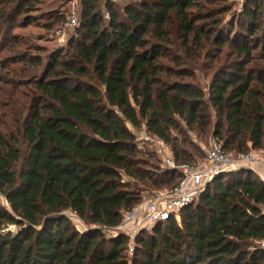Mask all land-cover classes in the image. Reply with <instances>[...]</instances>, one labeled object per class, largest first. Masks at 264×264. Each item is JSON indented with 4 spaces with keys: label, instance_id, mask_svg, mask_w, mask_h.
Returning <instances> with one entry per match:
<instances>
[{
    "label": "trees",
    "instance_id": "obj_1",
    "mask_svg": "<svg viewBox=\"0 0 264 264\" xmlns=\"http://www.w3.org/2000/svg\"><path fill=\"white\" fill-rule=\"evenodd\" d=\"M227 1L80 0L67 52L47 60L20 119L0 131V264H264V183L250 170L217 176L179 223L140 234L130 259L128 238L112 235L140 184L180 180L147 170L132 130L144 127L177 164L204 159L184 148L182 125L232 156L264 150V0L226 22ZM34 2L0 0V54L34 50L11 34ZM204 60L217 64L206 91L185 82Z\"/></svg>",
    "mask_w": 264,
    "mask_h": 264
},
{
    "label": "rangeland",
    "instance_id": "obj_2",
    "mask_svg": "<svg viewBox=\"0 0 264 264\" xmlns=\"http://www.w3.org/2000/svg\"><path fill=\"white\" fill-rule=\"evenodd\" d=\"M34 1L33 8L29 13L20 17L16 21L15 27L11 29L12 37L17 39L18 42H27L29 47L34 50L25 49V51L22 52L23 54H21V51H17L14 55L7 50L6 52L2 51L0 54V131L5 130L2 125L9 122L10 119L11 121H18L20 119L21 112L30 97V91L29 88H27V84L36 80L38 81L41 78L47 65V60L51 62L57 56H61L67 52L69 48L68 42L75 36L76 29L79 27L80 0ZM106 1L112 2L119 8H123L132 0H101V7ZM244 1L245 0L227 1L231 11L226 15V22L231 19L230 14H237L242 10ZM102 12L105 14L104 10ZM71 16L76 18V24L74 26L66 27L67 19ZM27 18L29 19L28 21L30 24L24 25L25 19ZM262 21L264 22V15L262 16ZM263 27L264 25H262V28ZM7 46L8 44H6V48ZM25 55L41 58L43 66L39 69H34L31 66L18 63L17 61L23 59ZM255 55L258 56V58H261L262 53L260 52L259 47ZM162 64L171 67V64L169 63L164 62ZM215 64L214 61L204 60L202 62L203 68L201 67L200 71H195L196 81L185 80V82L192 86L200 87L206 91L213 73L210 72L206 66L217 68V64ZM13 124L14 123L12 122V126ZM181 128L186 133L188 139V144L184 147L187 152L193 155H198L200 153V155L205 158L211 137L207 135H199L193 130H187L183 125ZM211 128L212 126L209 131H211ZM132 132L135 135V145L137 146V149L140 150V152H143L141 158L149 162L147 170H150L152 174H157L162 171V162L160 157L155 153V146L150 141L145 142L143 140L145 136H149L146 133L145 128L141 127L139 130H132ZM166 147L170 151V148L167 145ZM262 152L264 153V150H262ZM203 160L204 159L198 160L197 163H200ZM138 189L143 190V193L140 194L142 196L146 192L164 191L165 186L154 188L140 184ZM0 203L3 206H6L3 197H0ZM67 215L75 225L76 229L82 231L83 226L81 223L73 216H70L69 214ZM139 236L140 235H138V237ZM134 246L135 241L128 238L126 253L129 259L132 257L133 253L130 251V248L132 247L134 249Z\"/></svg>",
    "mask_w": 264,
    "mask_h": 264
},
{
    "label": "built area",
    "instance_id": "obj_3",
    "mask_svg": "<svg viewBox=\"0 0 264 264\" xmlns=\"http://www.w3.org/2000/svg\"><path fill=\"white\" fill-rule=\"evenodd\" d=\"M76 21L73 16L69 17L66 27L74 26ZM143 140L150 141L155 146V153L161 159L163 170L178 172L180 180L169 190L144 193L138 204L122 215L120 225L112 232L113 236L121 234L135 241L138 235L150 231L159 223L169 220L179 223L180 213L192 206L206 186L219 175L243 170L257 172L258 169L264 173V154L249 152L232 156L224 153L213 139L209 142L204 160L196 164H177L160 140L151 136H145ZM259 178L264 183V177ZM260 247L264 250V242ZM130 251L133 252L132 247Z\"/></svg>",
    "mask_w": 264,
    "mask_h": 264
},
{
    "label": "crops",
    "instance_id": "obj_4",
    "mask_svg": "<svg viewBox=\"0 0 264 264\" xmlns=\"http://www.w3.org/2000/svg\"><path fill=\"white\" fill-rule=\"evenodd\" d=\"M257 153H262V154H264L262 151L261 152H257ZM255 174L259 177V176H262V177H264V173H263V171H261V169H258L257 170V172H255Z\"/></svg>",
    "mask_w": 264,
    "mask_h": 264
}]
</instances>
